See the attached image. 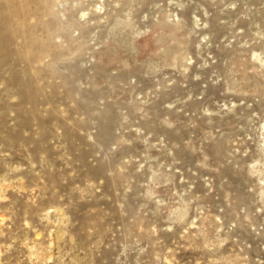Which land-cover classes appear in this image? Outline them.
<instances>
[{"label":"rangeland","instance_id":"rangeland-1","mask_svg":"<svg viewBox=\"0 0 264 264\" xmlns=\"http://www.w3.org/2000/svg\"><path fill=\"white\" fill-rule=\"evenodd\" d=\"M0 264H264V0H0Z\"/></svg>","mask_w":264,"mask_h":264}]
</instances>
